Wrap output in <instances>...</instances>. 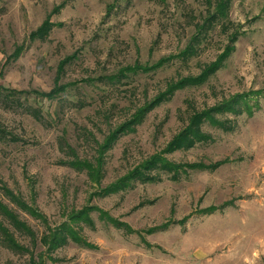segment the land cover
<instances>
[{
  "label": "rangeland",
  "instance_id": "374dc122",
  "mask_svg": "<svg viewBox=\"0 0 264 264\" xmlns=\"http://www.w3.org/2000/svg\"><path fill=\"white\" fill-rule=\"evenodd\" d=\"M0 87V264H264V0H0Z\"/></svg>",
  "mask_w": 264,
  "mask_h": 264
},
{
  "label": "trees",
  "instance_id": "16d2710c",
  "mask_svg": "<svg viewBox=\"0 0 264 264\" xmlns=\"http://www.w3.org/2000/svg\"><path fill=\"white\" fill-rule=\"evenodd\" d=\"M226 3L221 2V4H219L218 6V13L217 16L219 15L221 18H224L225 15H223L224 10L226 9ZM227 10V9H226ZM225 10V12H226ZM53 29V25L51 24L50 21H45L42 26L40 28H38V30L32 34V36L35 37H39V38H44L46 36L49 35V33L52 31ZM231 50H227V52H225L221 59L218 62H215L211 68H209L202 76H200L199 78L195 79V80H189L187 82L181 83V85L184 84V86H199L201 84H203V82L210 77L211 75H213L214 73H216L220 68H222V65L224 63V61L226 59L229 58V56L231 55ZM192 53V50L188 49L185 53L182 54V56H185L183 59H187L188 57H190ZM64 64V62L61 64L60 67H62ZM56 87V86H55ZM172 89V88H171ZM170 92L168 95H172V92ZM61 92H63V89H60L59 86H57L56 88H54L53 90H51L49 93H39V92H33L32 95H35L37 97H42V98H46L49 100H53L54 98H56V95L60 94ZM30 95V92H25V91H16V90H11V89H6L3 87H0V102L7 104L9 107H14V108H18L21 109V107L24 105L22 102H20L19 97L22 98H26ZM163 101H165L162 98H157L156 100H154V102H152L151 104H148L146 107H144L143 109H141L140 111H138L136 113V115L134 116L133 120L131 122H129V124L127 126L121 127L119 128L116 133L111 136L110 140H108V143L111 145L112 142H114L117 138L118 135H120L121 133H125L127 132V129L130 128L131 124H140L142 123V121L144 120V118L150 113V111L156 107L157 105H160L161 103H163ZM233 104H231L230 106H220L215 108L213 111V113H222L224 111H233V107L236 105H238V102H232ZM25 107V106H24ZM27 110H24L26 112H31L32 108H25ZM32 112L35 113V111L33 110ZM210 114H200L198 116H194L192 118V121L190 123V126L181 134H179L169 145L170 151H177L180 149H186V148H190L193 146L194 140L199 139V141H203L204 137L202 136V133H200V124L202 123V121L204 120H209L211 123L215 122V119L213 118V116ZM6 138V134L4 132V130L0 129V140H3ZM150 163V162H149ZM148 163V164H149ZM223 164V162H219L217 164H215L213 167H211V169H216L218 167H220ZM157 165L159 167L162 168H167V169H173L176 170L177 168L174 166H171L169 164L163 163L162 161L159 160H154L153 162H151V164L144 166L145 168V172L149 173L152 169H154L155 167H157ZM83 166V165H82ZM87 167V166H84ZM198 167V166H197ZM197 167H192V169H196ZM147 174H144L142 172H137L136 174L132 175V177L130 179H128V181H132L133 179L140 177V179H142L141 181H149L152 179H149L147 177H145ZM145 177V178H144ZM125 186L129 185L128 183L124 184ZM121 187H123L122 185H120ZM119 186V187H120ZM119 187L115 188L118 189ZM12 200L20 207H23L25 209H27V212H29L32 216H33V211H30L31 209L26 207V206H22L21 204H19V201L17 198L11 196ZM25 205V204H23ZM0 213L6 217L8 220H13L14 221V225H17V227L19 229H25L24 225L20 222H16V219L13 218L12 216H9V214H7V211L2 207V205H0ZM0 231L2 233H4L1 229ZM4 235V234H3ZM5 236V240H7V243L10 245V247L14 250H18L15 246L16 241L11 240L8 236ZM46 240V239H45ZM53 248L55 249L56 247H54L50 242H49V250H53Z\"/></svg>",
  "mask_w": 264,
  "mask_h": 264
}]
</instances>
